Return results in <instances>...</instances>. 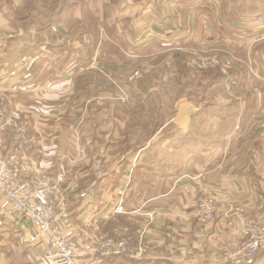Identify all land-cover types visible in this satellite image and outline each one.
Returning a JSON list of instances; mask_svg holds the SVG:
<instances>
[{
	"label": "crops",
	"instance_id": "obj_1",
	"mask_svg": "<svg viewBox=\"0 0 264 264\" xmlns=\"http://www.w3.org/2000/svg\"><path fill=\"white\" fill-rule=\"evenodd\" d=\"M113 3H115L113 0H109L99 8L97 5L96 7L100 13H118L117 23L111 19L106 21L109 25L115 24L117 35L122 34L124 37L109 39L107 36L111 35L108 32L111 30L110 27L107 24L104 26L103 21H97L101 27V34L97 36L100 48L98 46L94 48L91 59L100 62L102 59L106 60L105 58L127 56L134 58L132 60H137L138 63H158V68L163 66V70L158 68L149 70L154 67L152 65L149 69L142 66L135 71L136 79L139 83L144 77L152 75L155 86L163 90L167 77L176 78L183 74L184 76L192 74L193 70L185 66L184 58L182 65L187 71L180 74L182 65L180 62L178 64V60L181 59L179 56L182 52L179 51H188L187 48L200 46V49L215 50L222 58L229 51L232 55L226 58L235 57V65L242 70L239 73L232 70L229 77L235 78V73L239 80L250 78V86L262 94L261 106L264 107V15H262L264 10L253 13L249 4L254 3V0H135L132 7L125 10L124 0H120L114 8L111 7ZM102 8L104 10H101ZM257 15L263 17L261 24L263 26L258 27L260 24L256 21ZM140 26L143 27L138 29ZM146 28L153 30L148 32ZM32 40L34 42L36 39ZM176 40H179L178 46ZM37 56V60L34 57L29 63L31 69L18 70L16 66L8 72L0 70V80L6 77L5 74H9L7 82L13 99L15 98V105L12 104L10 110L14 109L19 119L28 122V130L38 133L36 136L41 147V151L34 154L39 163L37 171L18 174V178L31 174L32 176L27 179L32 187L42 180L47 184L56 181L62 184L71 180L76 182L77 192L69 204L66 218L67 231L73 238L78 241L98 240L110 235L105 232L111 221L114 222L125 214L127 221H134L132 226L122 223L126 234L132 238L133 252L137 251L141 242L144 253L141 257L124 255L103 258L101 264H215L213 261H218L222 247L237 243L239 224L236 214L244 210L245 206L253 208L264 203V165L259 164V169L256 170L258 155H252V159L255 160L250 159L241 165V170L237 172H233L231 167L225 170L223 168L226 149L224 125L232 123L234 136H237L242 121L240 117L206 118L201 116L204 112L195 115L190 109L204 110L207 105H203L202 101L182 99L183 97L176 99L175 103L170 100H153L151 106L160 111L161 119L155 122L156 128L148 137L137 136V140L144 143L134 152H129L131 155L128 157L138 161V167L133 171L124 162V149L114 151L111 148L109 139L112 135L106 133L104 142L97 138L96 124H100L101 117L109 120L113 115V102L109 99L113 86L110 79L113 71L110 66L113 64L110 66L100 64L108 70L94 72L96 79L89 86L94 93H90L88 98L95 100L86 102L90 111L86 121L93 129L87 135L88 145L79 148L72 143L78 140L77 138L63 133L66 127L63 129L59 123L63 121V117H57V124L51 125L54 124L51 116L59 107L56 106L57 109L54 108L53 112L51 103L46 101L49 98L47 90L41 91L43 87L39 85L34 89L30 86V82L37 81L35 77H38L35 68L39 60V55ZM23 65L21 63V66ZM118 68L116 66L113 69L116 72L120 71L119 77L124 78L127 69L123 64ZM42 76L49 80V75ZM140 76L143 78H138ZM215 77L212 75V78ZM119 81L123 83L122 80ZM209 82L208 74H202L200 83L208 87ZM13 84L14 86H11ZM76 87L81 86L76 84ZM19 94L25 100L22 103L18 102L21 110L17 111L16 97L19 99ZM242 104L236 103V108L241 109ZM147 107L148 104H144V109ZM173 108L174 113L171 112ZM162 110L166 112L163 113ZM52 127L54 132H45ZM69 128L73 129L70 125L67 130ZM84 135L81 131L80 137L84 138ZM68 140L71 144H68ZM14 150L13 142L9 141L5 151L7 156ZM149 157L151 161L148 162ZM246 170L254 172V176L247 178L244 174ZM59 174H62L60 179ZM227 176L228 183L223 182ZM124 185L130 190H151L136 201L138 203L136 211L139 208L151 209L154 214L143 228L141 226L144 220L134 215L136 211L126 210V213L119 214L121 216L106 214L105 207L114 204L118 198L117 194L115 197L110 195L109 200L104 198L105 190L121 189ZM202 196H212L218 203V211L212 223L199 220L192 214L190 204ZM127 204L128 199L125 208ZM5 211L6 209L0 205V223L6 219L10 224H14ZM257 214L254 212L251 218L257 217ZM16 225L21 228L20 233L23 236L30 232L29 227H24L21 223ZM143 230L145 232L142 235ZM4 231L0 233V237L4 238L0 240V264H13L17 259L34 264L32 255L39 250L31 248L28 244L15 245L11 250L8 249L10 246L3 247L5 245L3 241L10 237L13 230L5 227ZM140 235L143 237L141 241ZM5 254H9V257ZM263 254L264 252L260 253V257Z\"/></svg>",
	"mask_w": 264,
	"mask_h": 264
},
{
	"label": "rangeland",
	"instance_id": "obj_2",
	"mask_svg": "<svg viewBox=\"0 0 264 264\" xmlns=\"http://www.w3.org/2000/svg\"><path fill=\"white\" fill-rule=\"evenodd\" d=\"M107 1L109 0H0V70L8 72L16 66L18 70L31 69L29 63L34 57L37 60V55H39V60L36 62L37 67H35L38 76L35 77L37 81H31L30 86L34 89L39 85L43 87L41 91L47 90L49 98L46 101L53 104V106L50 104L53 112L54 108L55 110L57 109L56 106L59 107L57 111L54 112L56 114L54 115L53 113V116H51V118H53L52 122H54V124L51 125L57 124V117H63V121H59L63 129L66 127L63 133L73 135L74 138H77L78 140L72 143L81 148L83 145H88L89 141L87 135L88 132H91L93 129L92 125L89 126L88 121H86L90 116L88 103L86 102L95 100V98H88L90 93H94L93 89L89 87L96 79L94 72L99 70L105 72L108 70L105 69L104 66H100V64L109 66L113 64L110 66V69L113 71H111L113 76H110L113 86L111 98L109 97L113 102V115L109 120L104 116L101 117L100 124H96L97 138H101V142H104L106 133L112 135V138L109 139L111 148H113L114 151L119 148L124 149V162L133 171L138 167V161L136 162L130 156L128 157V155H131L129 152H134L144 143L142 140H137V136L148 137V135L153 132L154 128H156L155 122L161 119L160 111L152 108L151 102L153 100H170L175 103L176 99L180 97L188 101H202L203 105H207V108L204 110L190 109V111L195 112V115L204 112V115H200L206 118L217 116L226 118L240 117L242 119L240 131L237 136H234V127L232 123H226L224 125V135L226 139V149L224 151L223 160L224 170L229 167H231V170L233 169V172L241 170V165L249 162L250 159L252 161L255 160L252 159V155H258L259 158L256 170L259 169V164L264 165V107L261 106L262 94L254 90V87L250 86V78L245 77L239 80V76L236 77L235 73L234 77L236 79L229 77L232 70L238 73L242 71L240 69L241 67L235 65V57H232L228 67L223 68L220 64L214 68L196 70L197 68L194 66L193 61L197 56L211 54L216 51L208 48L200 49V46L187 48L189 46L186 45L188 51H179L182 52V55L179 56L181 59L178 60V64L180 62L182 65V58H184L185 66L193 70L191 75H177L178 77L176 78L172 76L167 77L163 90L155 86V80L152 75L144 77L143 80L137 83L135 72L137 68L146 66V69H149V66L152 65L154 67L149 69L152 70L158 68V63H138L137 60H132L134 58L131 59L127 56H125L126 58L114 56L111 59H102L100 62H98L97 59L90 58L94 48L97 46L100 48L98 37L101 34V27L98 25L97 21H103L104 26L107 24L110 27L111 30L108 32L111 33V35L107 36L109 39L119 38L121 36L124 37L122 34L117 35L115 24L109 25L106 21L111 19L114 23H117L116 18L118 17V13L114 12L111 14L105 12L104 14L100 13L98 9ZM113 1L115 3L112 4V8L120 2V0ZM134 1L135 0H124L123 6L126 8L123 7V10L131 8ZM78 7H80V9ZM249 7H251L250 9L253 13L264 10V0H254V3L249 4ZM101 10L104 9L102 8ZM143 26H140L138 29H141ZM259 26L263 25H258V27ZM152 30L151 28L147 29L148 32H152ZM32 39L36 40L33 42ZM151 47L155 49L154 46ZM230 55L232 54L228 51V54H226L224 58L231 57ZM21 63L28 65L21 66ZM120 64L125 66V69H127L126 71H131L130 73L125 71L124 78L119 77L118 73L120 71L116 72L113 69L116 68V66L118 68ZM138 64H140L139 67H137ZM166 66L165 64V67ZM158 70H163V66H160ZM184 71H187V68L182 65L180 74ZM202 74H208L209 76L210 82L208 87L200 83ZM5 75L6 77L0 80V105L7 104L6 115L12 114L16 121L27 122L19 119L14 109L10 110L12 104L13 106L15 105V98L13 99L14 96L10 92V85L7 82L9 74ZM42 75H49V80H46ZM212 75L216 77L212 78ZM138 78L143 77L140 76ZM119 80H122L123 83H120ZM97 81L99 82L98 77ZM76 84L81 87H76ZM11 86H14V84ZM122 86H124V90ZM75 91L81 93L76 94ZM158 92L163 93L160 94ZM24 100L25 98L20 94L19 99L16 97L17 111L21 110L18 107V102L22 103ZM238 102L243 103L241 109L236 108L235 104ZM144 104H148L146 109H144ZM57 112L59 114H57ZM162 112L164 113L166 110H162ZM171 112L174 113V108ZM105 120L107 121L106 123L104 122ZM225 122H227V120ZM69 125L70 127L72 126L73 129L69 128L67 130ZM46 128H48V126ZM81 131L85 134L84 138L80 137ZM29 132L37 141V143H35V145H37L36 149L41 151L36 136L38 133H32L30 130ZM45 132H54V128L52 127ZM9 141H12L15 146V150L12 152L16 154L15 158H11V153L7 156L5 152ZM68 144H71L69 140ZM0 149L3 161L11 167L17 168L20 156L18 141L11 136L5 137L2 141V148L0 147ZM9 149L10 148H8V150ZM38 151L36 150L32 153L35 160L34 154ZM147 160L149 162L151 158ZM147 160L145 159V161ZM36 162L38 166L39 163L37 160ZM132 162L133 165H131ZM252 164L254 165L255 163L253 162ZM253 173L254 172L249 170L244 172L247 178L249 176L253 177ZM18 174L22 175L23 173L18 172ZM31 176V174H28L26 179ZM224 179L225 181L223 180V182L229 180L228 176ZM88 182L89 180L87 179V184ZM123 188L117 190L116 188H107L103 195L104 198H108L110 195L115 197L116 194L117 198H120L121 195L122 199L124 198V206H126V199H128L127 207H124V213H126V210L130 212L136 211V206L138 204L136 201L151 191L147 189L130 190L126 189L125 185ZM97 191L100 192V190ZM0 200V205H5L1 196ZM254 212H257L258 216L263 214L264 203L257 204L253 208L245 206L244 210H241L238 214L251 217ZM134 215L142 218V221L144 220L141 226V228H143L147 220L154 214L151 212V209L144 210L139 208ZM122 216L123 217H118L114 222L111 221L106 228L105 234H112L114 229L118 226L124 227L123 224H128L129 226L134 224V221L126 220L125 214ZM115 218L116 216L114 219ZM13 223L15 225L10 224L6 219H4V222L0 223V233L5 232V227L13 230L12 233H10V237H7L6 240L3 241L5 243L3 247L8 248L10 246V248H8L9 250L15 245H27L21 242V238L23 237V234L20 233V231H22L21 228L16 225L15 221H13ZM115 224L116 226H114ZM24 226L27 228L29 227L25 224ZM1 239L4 240L3 237H0V240ZM25 248L28 247L25 246ZM260 253L252 260V264H264V254L260 257ZM5 256L9 257V254H5ZM258 261L259 263H257ZM213 262L217 264L218 261ZM13 264L30 263L24 259H22V261H18L17 259L16 263Z\"/></svg>",
	"mask_w": 264,
	"mask_h": 264
},
{
	"label": "built area",
	"instance_id": "obj_3",
	"mask_svg": "<svg viewBox=\"0 0 264 264\" xmlns=\"http://www.w3.org/2000/svg\"><path fill=\"white\" fill-rule=\"evenodd\" d=\"M256 21L263 24V17L257 15ZM176 44L179 45V40H176ZM230 63L231 58H222L216 52L197 56L193 61L196 70H206L220 64L224 68ZM6 107L7 104L0 105V147L4 138L11 136L18 141L20 156L18 167H11L3 161L0 149V196L6 205L2 206L12 221L29 225L30 232L21 238V242L39 250L32 255L33 263L101 264L103 258L124 255L141 257L144 247L140 242L137 251L133 252L132 238L126 234L123 226H118L112 234L98 240L78 241L68 233L67 210L77 192L75 181L47 184L42 180L32 187L26 177L18 178V172L27 174L37 171V162L32 156L34 151H38L35 145L37 141L30 134L27 122L16 121L12 114L6 115ZM10 156L15 158L16 154L11 153ZM60 178L62 174H59ZM190 207L192 214L206 223H212L218 211V203L212 196H202ZM105 211L107 216L124 214L122 196L111 206H106ZM236 218L239 224L238 241L235 245L221 248L220 264H252V260L264 251V213L255 218L237 213ZM142 239L140 235V241Z\"/></svg>",
	"mask_w": 264,
	"mask_h": 264
}]
</instances>
